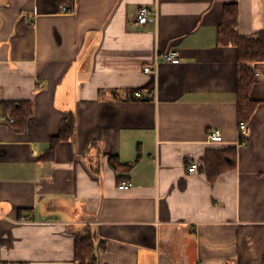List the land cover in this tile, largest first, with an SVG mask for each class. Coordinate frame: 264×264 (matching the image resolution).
Listing matches in <instances>:
<instances>
[{"label": "crops", "instance_id": "0c3cea01", "mask_svg": "<svg viewBox=\"0 0 264 264\" xmlns=\"http://www.w3.org/2000/svg\"><path fill=\"white\" fill-rule=\"evenodd\" d=\"M233 3L242 35L264 30V0H0V264H79L86 229L95 264H264V62L243 145L238 51L219 38Z\"/></svg>", "mask_w": 264, "mask_h": 264}, {"label": "trees", "instance_id": "16d2710c", "mask_svg": "<svg viewBox=\"0 0 264 264\" xmlns=\"http://www.w3.org/2000/svg\"><path fill=\"white\" fill-rule=\"evenodd\" d=\"M239 9L236 3L225 7L223 21L220 26L219 38L225 45L234 46L238 51L239 61V99L238 115L239 122H249L257 108V102L251 97V89L256 80V68L254 65L264 62V30L253 35H242L238 30ZM15 122L27 123L32 115L33 109L29 104L22 105V108L13 107ZM76 130L75 118L71 115L64 120L59 134L54 138L52 151L56 144L63 140H70L74 137ZM216 151L205 158L208 178L213 182L224 170L232 157V151ZM94 235L90 229L79 232L77 240V260L79 264H95Z\"/></svg>", "mask_w": 264, "mask_h": 264}, {"label": "built area", "instance_id": "2783aa9c", "mask_svg": "<svg viewBox=\"0 0 264 264\" xmlns=\"http://www.w3.org/2000/svg\"><path fill=\"white\" fill-rule=\"evenodd\" d=\"M71 10L70 7H64V11H69ZM150 15H151V10L149 7L147 6H143L141 7L136 15V21L139 22L140 24H146L149 19H150ZM157 64L156 66L158 67V64L162 61V62H170V63H176L178 61V53L174 50L171 49L169 51H165L162 53H159L157 55ZM144 71L149 73L152 72L153 69L150 66H146L144 68ZM135 98L137 99H142L143 98V93L141 91H136L135 92ZM11 122H15L14 118H10ZM239 129H240V133H241V144L243 145H248L249 143V138L251 135V127L249 125L248 122H241L239 125ZM210 140L213 142H221L223 141V135L220 132V130L218 129H214L211 134H210ZM198 165L196 163H191L189 166V171L191 173H194L197 169ZM129 184L127 183H123L120 188H128ZM9 264H18V263H9Z\"/></svg>", "mask_w": 264, "mask_h": 264}]
</instances>
